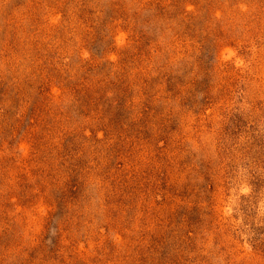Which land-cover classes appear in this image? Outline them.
Returning <instances> with one entry per match:
<instances>
[{"label": "rangeland", "instance_id": "obj_1", "mask_svg": "<svg viewBox=\"0 0 264 264\" xmlns=\"http://www.w3.org/2000/svg\"><path fill=\"white\" fill-rule=\"evenodd\" d=\"M0 264H264V0H0Z\"/></svg>", "mask_w": 264, "mask_h": 264}]
</instances>
